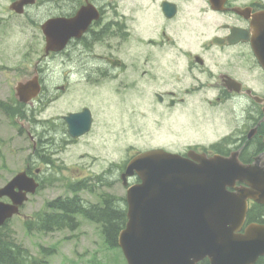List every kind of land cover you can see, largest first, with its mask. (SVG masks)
I'll return each mask as SVG.
<instances>
[{
    "label": "flooded vegetation",
    "instance_id": "1",
    "mask_svg": "<svg viewBox=\"0 0 264 264\" xmlns=\"http://www.w3.org/2000/svg\"><path fill=\"white\" fill-rule=\"evenodd\" d=\"M1 1L8 3L14 17L27 15L40 30L39 48L35 41L32 51L23 46L32 57H22L6 99L21 103L24 96H19L17 86L39 81V95L25 107L35 134L41 129L46 135L49 167L55 156L65 172L76 171L66 157L82 140L96 137L97 126L108 135L110 146H116L117 114L124 113L137 118L139 132L149 126L154 130L150 149L184 157L190 153L228 157L239 152L243 163L256 161L251 151L264 146L260 130L264 104L258 102L264 101V71L252 42L264 27V0ZM25 1L29 3L20 6ZM44 5L52 10L37 24L29 13ZM56 19L62 20L59 37L53 31L45 37L42 24ZM4 95L0 89V102ZM78 96L91 105L58 118L51 113L45 120L36 119L42 108L71 103ZM124 102L131 104L129 111ZM85 110L88 116L81 120L86 126L90 115L91 130L77 139L65 117ZM230 115L235 126L229 130ZM28 134L34 151L42 146L38 133ZM84 158L91 157L86 153ZM95 161L91 158L89 173L76 174L72 180H121L125 168L119 169L116 160L105 162L98 172L92 169ZM130 180L140 182L137 177Z\"/></svg>",
    "mask_w": 264,
    "mask_h": 264
},
{
    "label": "water",
    "instance_id": "2",
    "mask_svg": "<svg viewBox=\"0 0 264 264\" xmlns=\"http://www.w3.org/2000/svg\"><path fill=\"white\" fill-rule=\"evenodd\" d=\"M29 1L19 3L20 6ZM17 12L22 13L13 7ZM263 22V21H262ZM62 20H50L43 32L59 37ZM253 42L264 68V27ZM38 84H20L25 102L38 94ZM87 110L66 117L74 138L89 131L82 117ZM198 164L163 150L140 154L128 165L126 177L137 173L141 183L127 192L128 221L120 233L121 247L128 264H255L264 256V226L253 225L245 234L248 201L264 204V167L244 166L237 159L216 156L194 157ZM237 182L249 185L233 193ZM27 172L16 175L0 188V230L39 188ZM8 198L10 202H3Z\"/></svg>",
    "mask_w": 264,
    "mask_h": 264
},
{
    "label": "rangeland",
    "instance_id": "3",
    "mask_svg": "<svg viewBox=\"0 0 264 264\" xmlns=\"http://www.w3.org/2000/svg\"><path fill=\"white\" fill-rule=\"evenodd\" d=\"M8 7L7 2L0 0V67H5L4 71H0V89L5 93L3 102H8L6 98L9 96L11 87L16 83L15 70L20 66L22 57H32V55H28L23 46H27L28 51H32L34 41L40 42V30L37 29L35 23L27 15L14 17ZM51 10L47 5H44L36 7L29 14L38 24L50 14ZM40 46L41 42L37 48ZM45 73L50 74V71L46 70ZM122 100L123 98L119 102L123 104ZM72 101L71 103L66 101L55 103L50 110H41L36 119L45 120L51 113L58 118L65 115L67 111L78 109L84 104L91 105L90 101L82 96H78L75 101L74 99ZM129 105L131 104L123 106H127L129 111ZM122 109L125 111L124 108ZM130 114L133 115L132 112ZM117 116L116 146H110L108 135L104 134V131L97 126L96 137L85 138L66 157L67 163L71 164V167L76 171L71 169V171L65 172L63 165L55 159V156L53 158L55 163L52 166L49 167L45 163V160H49L51 157L46 150V138L42 137L43 143L40 142L42 146L38 144L37 150L34 151L33 143L27 134L32 132L33 135H36L41 133V129L35 134L34 123L24 119H16L17 125L15 126L0 111V187H3L28 166L31 167L32 172L41 170L40 182L42 181L43 184L35 195L29 196L21 215L10 221V228L14 231L17 241L33 255L41 257L42 248L54 249V252L47 256L50 264H126L121 250L110 249L103 239L99 226L85 219H80L79 228L73 232L65 230L49 234L30 233L25 228V222L35 213L43 210L46 203L69 194L68 186L76 183L72 180L76 174L79 177L89 173L88 166H91V158H96L92 169L98 172L110 159L121 161L127 158L128 152L145 151L151 148L149 144L152 141L154 130L150 126L146 131L139 132L135 128L137 120L135 116L129 117L126 113L124 116L122 114H117ZM229 118L231 121L230 130L235 126V120L232 115ZM123 121L124 125H121ZM99 130H101V138L98 134ZM113 146L116 148L113 149ZM130 147H136V149L128 150ZM86 153L91 158L81 159V156ZM108 183H111L109 188L96 189V193L100 195L106 191L118 198L125 197V188L119 180ZM80 196L93 204L99 202L97 196H90L87 192H81Z\"/></svg>",
    "mask_w": 264,
    "mask_h": 264
},
{
    "label": "trees",
    "instance_id": "4",
    "mask_svg": "<svg viewBox=\"0 0 264 264\" xmlns=\"http://www.w3.org/2000/svg\"><path fill=\"white\" fill-rule=\"evenodd\" d=\"M0 108L9 114L8 116L12 121L19 116L25 117L23 107L18 106V104L10 107L8 104L0 102ZM261 132L264 135V124ZM262 151L263 149L260 150V152ZM90 185L83 182L68 187L69 192H72L74 196L60 197L46 203L43 210L35 213L32 218L25 222L26 230L30 233L40 232L45 234L65 230L73 232L79 228L80 218H83L99 226L109 248H119L118 238L127 221L123 200L103 194L98 196L99 202L97 204H86L79 193L86 191L94 194V188H100L98 183L93 185L91 183ZM250 217L253 221L264 223V206L253 208L250 211ZM53 252L54 249L42 248L41 257L33 255L17 241L14 231L10 228V222L1 229L0 264H50L47 256H50ZM201 264H208V261ZM257 264H264V258H261Z\"/></svg>",
    "mask_w": 264,
    "mask_h": 264
},
{
    "label": "bare ground",
    "instance_id": "5",
    "mask_svg": "<svg viewBox=\"0 0 264 264\" xmlns=\"http://www.w3.org/2000/svg\"><path fill=\"white\" fill-rule=\"evenodd\" d=\"M74 71V70H73ZM54 98V97H53ZM58 135H59V133H58ZM59 139V138H58ZM43 143V142H42ZM87 204V203H86ZM15 244V243H14ZM20 246V245H19Z\"/></svg>",
    "mask_w": 264,
    "mask_h": 264
}]
</instances>
